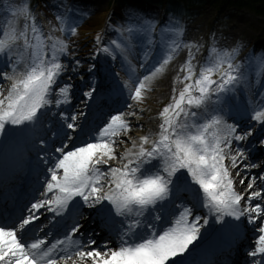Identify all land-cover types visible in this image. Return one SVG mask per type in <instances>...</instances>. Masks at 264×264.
Here are the masks:
<instances>
[{"label":"snow or ice","instance_id":"snow-or-ice-1","mask_svg":"<svg viewBox=\"0 0 264 264\" xmlns=\"http://www.w3.org/2000/svg\"><path fill=\"white\" fill-rule=\"evenodd\" d=\"M4 12L0 81L7 86L0 87V137H35L31 147L36 149L37 166L44 167L42 182L38 179L39 198L33 197L26 206L27 215L25 209L0 213V264H194L190 246L200 239L209 216L237 234L242 223H225V218L239 222L245 218L254 225L259 236L246 255L251 264H264V174L250 177L237 191L229 170L247 160L233 143L245 141L251 132L237 131L239 122L232 112L239 108L241 86L251 87L249 70L258 69L264 76V53L250 54L247 64L236 63L239 42L231 48L218 47L213 35L207 56L194 63L203 45L184 39L185 28L178 18L170 15L160 25L155 18L129 12L112 28L116 36L107 44L102 33L95 35L96 55L102 53L114 63L119 60L126 77L116 81L120 72L109 71L107 78L115 84L109 93L127 92L129 100L143 103L153 82L186 50L173 80L183 87L178 94L173 87L171 102L159 113L158 131L126 141L122 137L133 127L126 117L137 116L135 110L125 113L116 108L115 114L110 111L101 125L87 131L77 123L76 114L61 110L52 133L59 143L50 147L37 131L53 107L71 103L72 85L60 81L66 73H78L81 62L74 59V50L70 65L62 58L69 57L67 38L78 35L80 17L69 6L55 14L57 25L45 33L28 0L15 7L5 5ZM95 69L93 64L88 72ZM97 85L93 76L82 92L86 105L93 102ZM261 89L258 102L249 98L245 110L251 109L252 121L264 124V83ZM226 117L234 122L228 123ZM127 142L132 146L118 153L117 146ZM236 175L240 176L239 170ZM239 183L244 185L245 179ZM182 193L190 199L185 201ZM253 201L260 202L253 205ZM85 207L95 210L94 218L106 230L103 243L95 230L81 232ZM200 209L207 215L198 214ZM41 210L60 218L53 227H60L62 238L50 240L51 229L43 238L39 235L44 231L37 223L44 214Z\"/></svg>","mask_w":264,"mask_h":264},{"label":"rangeland","instance_id":"rangeland-1","mask_svg":"<svg viewBox=\"0 0 264 264\" xmlns=\"http://www.w3.org/2000/svg\"><path fill=\"white\" fill-rule=\"evenodd\" d=\"M160 5L155 2H148L146 0H28V4L34 14L37 16V21L43 25V31L47 33L50 27L57 25L55 20V14L57 10H65L67 7H71L76 15L80 17L79 27L77 29L78 35L75 37H68L67 43L69 44V57L62 58L65 63L71 64V57L73 50L75 51L74 59L81 62L79 72L76 74L66 73L61 78V83H69L72 85L70 92L71 103L64 105L61 109L53 107L48 114L42 118L44 121L43 128H39L37 135H43L49 142L50 147L57 146L59 143V137H53L52 133L57 128V121L59 119L58 113L63 110L65 114H76L78 116L77 123L83 124L85 131L90 128H94L97 125H101L107 118L108 113L111 111L115 114L114 109L120 108L125 113L135 110L137 116L126 117L132 124V130L128 136L122 137L126 141L139 140L140 137L148 134L151 130L153 133L158 131L160 120L158 119L160 111L163 107L167 106L171 102L170 95L161 94V90L155 86L150 95L157 99L158 106L154 108H132L128 109L126 104L127 97L120 95L119 93H109L110 87H115L112 79L107 78L109 71L112 73L120 72L119 77H115L116 81H122L126 79L124 72L121 70V64L118 62L113 65L109 58H106L104 54L96 55V48L94 47V38L82 39L81 32L84 27H88V22L97 23L102 16L103 19V38L104 44H107L110 39L115 38L116 33L112 30L116 24H120L125 21L129 12H136L144 15L148 18H155L159 21L160 25H163L168 17L164 15L165 9L171 10L172 6L175 8H181L182 16L178 18L181 24L185 28L184 39L186 41H195L202 44L200 53L196 56L194 63L202 62L208 54L209 45L212 42L213 35L218 47L231 48L239 42L241 45L239 54L236 58V63L244 62L247 64L246 58L249 55L258 56L264 53V0H159ZM260 1V2H256ZM20 0H0V19H3L5 12L4 6L11 4L13 7L18 6ZM166 6V8L164 7ZM59 11V12H60ZM193 18L191 23L190 20ZM51 22V24L49 23ZM91 23V24H92ZM111 25L112 27H109ZM60 36L61 33H54ZM96 55V59L93 60L92 56ZM186 58V50L182 51L179 56L168 66L167 70H170L171 76H176L180 64ZM133 61H137L135 57H130ZM110 60V61H109ZM119 61V60H118ZM134 63V62H133ZM95 64L96 69L94 73H89L88 69L91 65ZM139 67L138 62L136 63ZM259 74L258 69L249 70V83L251 79H254V72ZM71 75V79H69ZM181 78L183 74L181 73ZM94 76L98 82V91L94 94L93 102L86 105L82 101V92L88 90V84L91 82V78ZM252 77V78H251ZM264 79V76H263ZM262 79V83H264ZM6 84V82H5ZM4 81H0V87H6ZM4 85V86H3ZM251 85V84H250ZM173 86L176 89V93L181 90L183 85L175 83ZM252 86V85H251ZM246 89L241 86V92ZM252 92L246 94L245 102L251 98ZM255 98V95H253ZM252 99V98H251ZM241 103H242V99ZM240 101H238L239 103ZM243 104V103H242ZM144 105V104H141ZM114 108V109H113ZM143 109V113L139 110ZM84 113V115H80ZM232 116L239 122L238 132L250 131L251 135L243 142L237 144L233 143V147H239L245 152L247 160L241 161L238 164L236 172L240 171V176L236 175L238 181L234 183V187L237 191H242L246 184L249 182V178L252 176H258L264 174V124H259L250 119V115L246 110L239 107L238 110H233ZM227 122L230 123L232 118L226 117ZM233 123V122H231ZM142 126V127H139ZM4 137H2L3 139ZM18 142L15 144V154L11 159L9 167L16 170L20 174V180L15 183H23L19 186V189L23 188L26 183L28 185V193L37 195L39 194V183L42 182L41 168L44 167L42 163L37 166L36 149L31 147L32 138H25L22 135H17ZM3 141H7L4 138ZM14 144V145H15ZM132 145L127 142L123 146H117V152L122 153L125 148H130ZM227 160H225V163ZM250 163H256L259 165L257 168H249L246 165ZM234 170V169H233ZM31 174L30 178H27L28 174ZM233 175V174H232ZM245 179V184L241 185L239 180ZM233 179V177H232ZM25 180V181H24ZM234 182V181H233ZM257 184H261L257 180ZM261 190V188H256ZM23 192V190L21 191ZM182 197L185 201L190 199L187 193H182ZM37 198V196H34ZM33 198L28 202L27 206L33 202ZM260 201H253V205ZM243 203V202H242ZM95 213L94 209L84 208V211ZM83 212V210H81ZM198 214L204 216L207 215L206 210L200 209ZM44 214L41 219L48 218L47 212L42 211ZM88 212H83L84 215L81 218L88 219ZM212 217L209 216L210 221ZM49 219V218H48ZM231 218H225V222ZM83 220L80 224H84ZM241 231L237 237L232 238L230 233L225 234L222 230L224 224H218L215 220L208 223L213 228L212 235L207 238H212L210 241H203L195 245V255L191 259L194 264H251V259L246 255L249 248L254 247V240L259 236V233L254 231V225L247 224L245 218H242ZM202 222V221H201ZM90 224H93L91 222ZM257 224H261V221H257ZM208 225L202 227L201 231H205ZM259 257H257L258 259Z\"/></svg>","mask_w":264,"mask_h":264},{"label":"bare ground","instance_id":"bare-ground-1","mask_svg":"<svg viewBox=\"0 0 264 264\" xmlns=\"http://www.w3.org/2000/svg\"><path fill=\"white\" fill-rule=\"evenodd\" d=\"M81 2H85V0H81ZM166 8V6H164ZM61 9L57 10V12H59ZM64 11V10H62ZM60 11V12H62ZM164 15L166 17H169L170 15L171 16H174L173 14H170L167 10V8L165 9V12H164ZM103 19H105V16H102L100 18V20L97 22V23H92V21H89L88 22V27H84V29H82V32H81V36H82V39H85V38H94L95 39V35L97 32H100L102 33L103 32ZM193 21V18L190 20L189 23H191ZM57 22V21H56ZM92 23V24H91ZM110 61V60H109ZM113 65L117 64L119 61L117 60L115 63L113 61H111ZM134 63H137V61H133ZM252 78V77H251ZM262 79H263V76H260L259 74H257V72L255 71L254 72V79H251L250 81V84L252 85L250 88H246L244 89V92H241L242 90H240L239 92V95L242 99V103H241V100L240 102L238 103L239 104V107L243 108L244 110L246 109V105L247 103L245 102V96L246 94H249L250 92H252L253 94H251V98L254 102H258V97H259V91L262 90L261 89V83H262ZM258 81H260L258 83ZM264 81V79H263ZM5 84V82H4ZM7 84V83H6ZM5 84V86H6ZM173 76H171V72L170 70H167L166 73L159 77L156 81L153 82L152 84V89L157 86L160 90H161V94H165V95H168V94H172L173 93ZM4 86V85H3ZM162 94V95H163ZM124 95L127 97L128 94L127 92H124ZM253 95H255V98H253ZM127 102L129 104H132L133 105V108H142V107H147V108H154L155 106L157 107L158 106V101L156 98L152 97L150 95V92L147 93V96H146V99L143 103L141 104H144V105H141V104H136L134 101H131L127 98ZM114 109V108H113ZM112 111V109H111ZM247 114L251 115V109H248L247 111ZM236 120V119H235ZM231 122H234L233 119ZM230 122V123H231ZM13 142H16V138H15V135L12 136L8 142V146L4 152V155L2 157V161L5 159L6 160V155L9 154L11 148H9ZM7 161V160H6ZM229 161L227 160V162L225 163L226 166L229 165ZM113 164H115V162H113ZM0 167H2V163L0 164ZM232 177H233V181L234 183L236 181H238V179L236 178V175H235V169H229ZM1 178H0V188H3L5 187V183L11 181V176H4L2 178V175H4V172L3 170L1 171ZM13 176V175H12ZM16 186V183L14 184ZM23 200H21L19 203H18V207L16 206L15 202L13 201L12 197L9 195V197H7V200L6 202H2L0 201V213H3L5 211H8V210H11V212H19L21 209H23V206L25 205V203L23 202ZM180 201H177V203H179ZM16 209V210H15ZM15 210V211H14ZM90 216V219L89 220H94L95 222H97V225L94 226V228H92V224H90L88 221L83 225L84 228H83V231L82 233H86V232H90L92 230H95V232L99 233L100 236L98 237L99 239V242L100 243H103L104 242V236H105V229L103 228L102 224L101 223H98V219H95L94 218V213L92 215H89ZM212 217V216H211ZM215 220V217H212L209 221V223L213 222ZM82 221V220H81ZM225 223H232V224H237V223H242V222H239V221H232L231 219L227 220ZM51 229L52 230V234H54L55 236H58L59 234H62L61 232L58 233V230H55V228L52 226V225H49L48 226V230ZM47 230V231H48ZM222 230L225 232V234H234V232L230 231V230H227L225 229V226L223 225L222 227ZM213 233V228L208 225V227L205 229V231H201V237L200 239H198L199 241L203 240L206 238V236L208 237L209 235H212ZM54 239V237H53ZM69 264H71V262H69Z\"/></svg>","mask_w":264,"mask_h":264},{"label":"trees","instance_id":"trees-1","mask_svg":"<svg viewBox=\"0 0 264 264\" xmlns=\"http://www.w3.org/2000/svg\"><path fill=\"white\" fill-rule=\"evenodd\" d=\"M146 1H148V2H149V1H150V2H155V3L158 4V5L161 4V2H160L159 0H146ZM181 1H182V0H181ZM256 2H260V1H256ZM168 12H169L170 14H173L176 18H180V16L183 17L182 14H181V12H182L181 8L178 7V8L176 9V8H175V5H173L172 8H171V10H170V11L168 10Z\"/></svg>","mask_w":264,"mask_h":264}]
</instances>
